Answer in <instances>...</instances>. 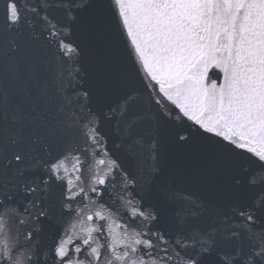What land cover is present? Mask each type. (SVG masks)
I'll return each mask as SVG.
<instances>
[{"label": "snow or ice", "instance_id": "snow-or-ice-1", "mask_svg": "<svg viewBox=\"0 0 264 264\" xmlns=\"http://www.w3.org/2000/svg\"><path fill=\"white\" fill-rule=\"evenodd\" d=\"M0 264H264V0H0Z\"/></svg>", "mask_w": 264, "mask_h": 264}]
</instances>
